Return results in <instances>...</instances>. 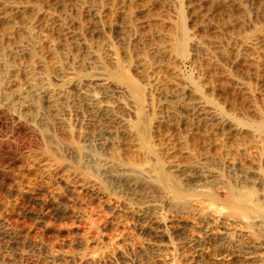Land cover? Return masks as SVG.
<instances>
[{
	"label": "rangeland",
	"instance_id": "rangeland-1",
	"mask_svg": "<svg viewBox=\"0 0 264 264\" xmlns=\"http://www.w3.org/2000/svg\"><path fill=\"white\" fill-rule=\"evenodd\" d=\"M263 194L264 0H0V264H264Z\"/></svg>",
	"mask_w": 264,
	"mask_h": 264
},
{
	"label": "bare ground",
	"instance_id": "bare-ground-1",
	"mask_svg": "<svg viewBox=\"0 0 264 264\" xmlns=\"http://www.w3.org/2000/svg\"><path fill=\"white\" fill-rule=\"evenodd\" d=\"M205 112H200L199 113V116H201L202 114H204ZM138 134V133H137ZM194 135V134H193ZM132 136V135H131ZM139 136V135H138ZM133 140H135V144H134V147H138L139 146V143L136 142L138 139L136 138V136H132ZM140 138V137H139ZM141 141V140H140ZM143 141V140H142ZM144 145V144H142ZM138 150L137 149H134L133 152H136ZM179 172L182 171L180 169H177ZM130 175L133 177V176H138L140 177L139 179H131V180H134V181H138L140 180L142 184H148V168L146 167H139V168H136L134 170H131L130 172ZM185 175V173H184ZM200 175V176H199ZM198 176L199 177H205V179L207 180V183L210 184V185H216V184H219L223 182V177L222 175H220L219 173H212V174H209V175H202L201 173L199 174ZM144 188H146V186H143ZM227 191L229 193H231L233 196H239L245 200H248L249 199V196H248V193L246 192H238L237 190L235 191L234 193V189L232 186H228L227 188ZM261 196V195H260ZM262 201H258L257 202V205H260V206H263L264 207V194H263V197H262ZM170 202V200H169Z\"/></svg>",
	"mask_w": 264,
	"mask_h": 264
}]
</instances>
